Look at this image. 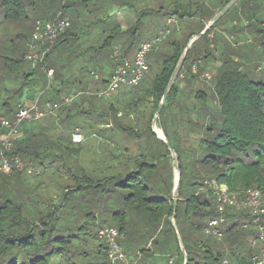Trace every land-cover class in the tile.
<instances>
[{
	"label": "rangeland",
	"instance_id": "1",
	"mask_svg": "<svg viewBox=\"0 0 264 264\" xmlns=\"http://www.w3.org/2000/svg\"><path fill=\"white\" fill-rule=\"evenodd\" d=\"M129 1L132 2L131 9L127 8L128 5L118 3L120 0H117L115 4L112 0H96L83 7L76 5L77 17L72 7L65 10L70 27L72 28L75 24L76 31L79 32L73 47L74 53L79 55L80 62L78 59L76 62L73 57L57 58L55 70L59 77L51 79L50 87L43 66L39 63L37 66L24 61L18 64V67L15 63H12L13 66L6 63L22 58L34 31L35 22L49 20L51 15L58 11L62 1L21 0L18 16L9 18L6 17L4 8L0 6V116L3 111L1 104L4 101H8L10 111L6 118L13 119L18 103L30 106L37 96H40V101H43L54 88L62 89L63 96H72L79 91V94H84L87 98L85 102L80 98H74L70 105L72 110L69 122L63 120L67 111L61 113L62 108H59L53 114L46 115L37 121L30 123L25 121L21 124L19 131L22 138L26 136L27 130L33 129L48 138L47 147L51 155H48L40 166L28 165L22 161L27 167H34L36 173L27 175L25 172H20L22 176L24 174L27 176L23 184L16 187L12 180L16 177V172H13L11 174L13 178L8 179L11 182H8L7 188L13 191L21 187L19 191L22 190L28 194L32 192L33 197L29 196L33 198V203H36L34 198L38 195L44 198L50 195L57 207L62 205L57 213L60 223L76 227L90 219L89 226L92 232L99 231V225L102 224L116 229L117 225L114 223L112 214L124 213L126 215L125 230L124 233H120L121 236L117 242L126 255L127 261L113 264H167L168 255L156 252L155 246H150L152 239L156 236L154 227L140 210L126 206L125 195H123L125 191L118 184L128 172L139 169L147 187L155 192L159 191L165 197H168L170 192L173 202L177 172L174 169L171 147H176L182 164V180L180 183L179 169L176 202L186 198L187 192L189 193L186 176L193 167L192 161L196 157L195 151L201 136L200 127L198 129L194 126L191 130L189 129L192 124L205 125L210 113L216 110L213 87L223 60L240 63L241 69L249 71L250 75L257 73L264 75V59H261L264 49L259 47V40H256L257 34H254L255 30H264V24L257 22V20L264 21V3L262 0L258 3L254 0H237L236 5L230 7L214 24L211 33L213 38H208L209 43L199 41L195 44L194 49L204 45L201 51L203 53L208 51L210 57L204 61L201 59L202 56L197 54L193 60L188 61L185 65L186 69L184 67L176 79L179 93L175 99L176 105L172 108L176 121L172 123L171 120L166 119L168 109L161 114V120L158 117L156 119L155 129L159 136H164L165 142H163L153 133L151 113L154 101L151 97H146L149 87L146 86L148 84L145 81L151 80L159 73L162 56L172 53V43L182 45L185 41L188 42L186 38L190 35L192 37L202 32L206 25L211 24L217 17L223 9L220 8L227 0ZM260 6L262 8L258 9L259 12L255 18L247 17L251 10H256ZM134 11L143 12V17L133 37L134 45L129 49V53L132 55L135 46L141 41H152L156 37L160 40L152 46L151 54L148 56L149 71L138 89L120 86L109 96H104L101 93L106 89L104 85L100 87L99 83L102 75L106 73L93 71L95 76L100 78L99 81L93 80L89 70H83L82 67L90 65L87 60L89 62V56L94 52L92 48L101 44L100 42L108 34L101 33L99 26L115 25L119 22L121 28H127L130 24L125 19H128L130 14L134 15ZM128 12L131 13L128 14ZM172 17L175 20L169 23L168 19ZM93 21L97 25L89 28L88 25L95 23ZM202 27L204 28L200 31ZM260 36L261 34H258V39ZM125 41L128 42L127 39L120 40L115 47L119 48V45H123L126 50L128 46ZM107 55L108 51H104L96 60L99 64L107 65L105 72L111 70ZM54 56L57 55L54 54ZM85 60L86 63H84ZM60 61L64 68L59 64ZM32 67H36L35 71L31 70ZM89 68L91 67L88 66L87 69ZM30 72L33 73L29 77L31 81L25 82L24 75ZM191 73L195 75L194 78H191ZM95 76L94 79H96ZM73 77L81 79L83 85L80 89L71 86ZM88 81L90 84H87ZM196 92L204 95V100L195 98ZM110 106L113 107L112 110ZM164 113L166 115L162 117ZM75 132H79L83 137L81 145L70 143L71 135ZM186 148L189 149L186 150ZM144 163L153 164L154 167L142 166ZM194 166L196 171L204 172L202 166L196 163ZM97 181L100 185L93 187ZM80 186L84 187L78 189ZM205 189H207L205 186L201 188V190ZM240 190L244 189L236 187L234 191H229ZM180 212L179 207L177 221L182 217ZM165 228L167 229L166 225ZM256 247L260 245L257 244ZM256 247L250 246V249ZM140 251L143 252L141 262L140 257L137 256ZM52 262L61 264L59 258H54ZM77 263H79L78 260Z\"/></svg>",
	"mask_w": 264,
	"mask_h": 264
},
{
	"label": "trees",
	"instance_id": "2",
	"mask_svg": "<svg viewBox=\"0 0 264 264\" xmlns=\"http://www.w3.org/2000/svg\"><path fill=\"white\" fill-rule=\"evenodd\" d=\"M61 1L58 11L52 14L49 20H53L54 18L66 19L65 10L69 7H72L71 9H73L74 15L77 17L78 9L76 5L83 7L96 0H68V4L67 0ZM112 1L114 4L117 3V0ZM229 1L227 0L220 9L227 5ZM254 1L259 2V0ZM118 3L128 5V9L132 7V2L129 0H120ZM262 3H264V0H262ZM20 4L21 0H0V6L4 8L7 18L18 16L21 8ZM249 8H252V6H249ZM261 8L262 6L256 10H261ZM256 10H251L247 14V17L251 19L255 18L259 12V10ZM134 12L136 17L135 24L125 30L118 23H115V25L99 26L101 33L107 32L108 34L100 42L101 44L92 48L94 52L89 56V62L87 60V63L90 65L81 66L83 70H89L88 72L92 75L93 80H100L98 77L94 79L95 74L93 71L106 73V76L102 75L99 83L100 85L104 84L105 88L117 63L127 59L129 49L134 45L132 40L143 17V12ZM257 22L258 24H264V21L260 22V20H257ZM96 25L95 22L93 25H88V27ZM213 27L214 25L192 43L176 79L180 76L183 68L185 67L186 69L185 65L188 64V61L193 60L197 54L201 55V59L204 61L209 59L210 53L208 51H204V53L201 51L204 45L199 49H194V46L199 41L209 43L208 38H213V35H211ZM76 28L75 24L71 28L69 21V27L58 32L52 44L46 43L41 46V49L48 48V51L40 65L45 69H53L52 78L59 77L55 70L58 62L57 58L73 57L76 62L79 58V55L74 53L73 47L74 41L79 36ZM254 34H257L256 40H259V47L264 49V30H255ZM258 34H261L260 39H258ZM190 37L191 35L186 40H189ZM123 39L128 40V42L125 41L128 46L126 50L123 45L119 48L115 47ZM185 43L182 45L172 43V53L162 56V65L159 73L151 80L145 81L148 84L146 86L149 87L146 97H151L154 101L151 118L157 110L163 92L186 46ZM115 48L119 49L118 61H114L112 58ZM104 51H108L107 56L111 64L109 72H105L107 65L99 64L96 61ZM53 52L57 55L56 57H53ZM25 55L26 52L20 60L8 62L6 65L13 66L12 63H15L18 67L21 62L26 61L30 63L25 59ZM148 56L147 61L149 62ZM262 58L264 59V50ZM84 63H86V60ZM59 64H61L62 68L65 67L61 61ZM37 66H39L38 63ZM88 66L91 68L87 69ZM35 69L36 67L31 68L32 71H35ZM248 72L242 70L238 62L230 63L228 60H223L222 65L219 67V76L213 87L216 110L210 113L205 125L192 124L189 129L191 130L194 126L195 128L200 127L201 136L198 148L195 151L196 157L192 161L193 167L190 169L189 175L186 176L189 193L187 192L186 198L178 200L176 204L173 220L174 226L170 222L173 214V202L170 192L168 193V197H165L159 191L155 192L153 189L147 187L139 169L128 172L118 184L125 191L123 195H125L126 206L140 210L154 227L153 231L156 236L152 239L150 246H155L156 252L168 255L167 264H184V254L179 247L178 237L185 249L186 264H251V258L254 255H260V247L250 249V241L257 239L260 234H264V215L259 217L258 224L263 227V230H259V226L252 223L253 217L247 211H238L227 207L224 212L225 222L218 226L222 237L218 239L216 235L204 231L207 228L208 221L218 217L219 213L216 208V197L213 190L204 185L206 179L207 181H214L217 185H225L231 191H234L236 187L244 190L257 189L264 197V75L262 73L250 75ZM32 74L30 72V74L26 73L24 75L25 82L31 81L29 77ZM194 77L195 75L191 73V78ZM176 79L159 113V120H161V114L164 110L168 109L166 119L171 120L172 123L176 121L173 117L174 113H172V108L176 105L175 99L179 93ZM71 82V86H76L79 89L83 85L81 79L77 77H73ZM140 84L133 90L138 89ZM48 86L50 87L51 84ZM62 92V89L54 88L49 93L50 97L47 95L43 101H40V104L46 101L60 102ZM75 94L77 95L76 98H80L81 101H87L86 96L79 94V91ZM203 96L198 94V92L195 94V98L204 100ZM70 105L60 107V109L62 108L60 110L61 113L67 111L63 120H67L68 122L71 116L70 111L72 110ZM1 106L3 108L2 117H8L10 113L8 101H4ZM112 109L113 107L110 106V110ZM165 115L164 113L162 117ZM42 136L43 134L38 133L34 129L27 130L26 136L23 138L21 136L15 141L12 154L18 155L28 165L40 166L42 161H45V158L51 155L47 147L48 138ZM70 143L73 144L71 140ZM171 148L177 154L178 168L181 171V183L182 164L180 156L175 149L176 147ZM195 163L202 166L204 172L200 173L196 171L194 168ZM142 166H146L147 168L154 167L153 164L147 163L142 164ZM15 174L16 177L14 178L12 175H0V182L3 183H0V264H54L52 262L54 258H59L61 264H109L106 244L98 237V230L92 232L90 229V219L76 227H69L67 224L60 223V220H58L60 217L57 213L62 205L57 207L50 195L46 198L38 195L34 198L36 199V203H33V198H30V196L33 197L32 192L28 194L25 191H19L21 187L13 191L7 188V185L11 182L8 179L13 178L15 186L19 187V185L23 184L25 176H27L25 174L22 176L20 172H16ZM91 182L93 184V181ZM99 185L97 181L93 187ZM203 186L207 189L201 190ZM83 187L80 186L78 189ZM67 192V189H65V193ZM180 203L182 204L181 206L179 205ZM179 207L181 208L180 213L182 217L177 221ZM112 216L114 223L117 225L116 229L120 233H124L126 215L115 212ZM102 227L103 224L99 225V230ZM137 256L140 257L141 262L143 252H138ZM77 260L79 263H77Z\"/></svg>",
	"mask_w": 264,
	"mask_h": 264
},
{
	"label": "built area",
	"instance_id": "3",
	"mask_svg": "<svg viewBox=\"0 0 264 264\" xmlns=\"http://www.w3.org/2000/svg\"><path fill=\"white\" fill-rule=\"evenodd\" d=\"M174 18H169L168 22H174ZM69 27L67 19H57L49 21H36L34 24V31L30 40L28 41L25 59L32 64H41L48 48L41 49L42 45L46 43L52 44L57 37V33ZM160 38H155L150 41H142L131 60L124 59L119 61L111 73L106 90L101 93L104 96H109L115 92L120 86L137 87L143 80L145 74L149 70L147 56L152 50L155 42ZM114 61L119 59V49L115 48L112 54ZM50 85L53 76V69L43 68ZM97 79V76H95ZM77 95L64 96L60 102H45L40 104V96H37L34 102L27 106L25 103H18L17 111L13 119H7L0 116V175H11L13 172H25L27 175H33L36 172L35 168L24 165L18 155L12 154L14 143L21 137L19 128L25 121L33 122L40 118L53 114L61 106H69ZM71 142L73 144H81L83 137L79 132L71 135ZM37 170V169H36ZM204 185L213 190L216 197V208L218 217L212 218L208 221L207 228L204 229L206 233H212L220 239L222 233L218 226L225 222V209L227 207L234 208L240 211H247L253 219V224L259 226V230L263 227L258 224L259 217L264 215V197L257 189L240 190L237 192H230L225 185H217L214 181H205ZM120 232L108 226H103L98 232V237L106 244L107 257L110 264L116 262L125 263L127 261L126 255L120 249L117 240L120 238ZM251 246L256 247L260 245V255H254L251 258V264H264V234H260L257 239H252Z\"/></svg>",
	"mask_w": 264,
	"mask_h": 264
},
{
	"label": "water",
	"instance_id": "4",
	"mask_svg": "<svg viewBox=\"0 0 264 264\" xmlns=\"http://www.w3.org/2000/svg\"><path fill=\"white\" fill-rule=\"evenodd\" d=\"M236 1H237V0H232L231 2H229V3H228V4H227V5H226V6H225L220 12H219V14L217 15V17L211 22V24L206 25L205 29H204L202 32H200V33L197 34V35L192 36V37L188 40V42H187V44H186V46H185V48H184V50H183V52H182V54H181V56H180V58H179V60H178V62H177V64H176V66H175V69H174V71H173V73H172V75H171V77H170V79H169V81H168V84H167V86H166V88H165V90H164V92H163V95H162L161 100H160V102H159V104H158L157 110H156V112H155V114H154V116H153V120H152V129H153V133L155 134L156 137L159 138V140L165 142V140H164V136L161 137V136H159L158 133L156 132V129H155L156 119H157V117H158V115H159V113H160V111H161V109H162V106H163V104H164V101H165V99H166V97H167V95H168V93H169V91H170V89H171V87H172V85H173V83H174V81H175V79H176L178 73L180 72V69H181V67H182V65H183V63H184V60H185V57H186V55H187L188 50L190 49L192 43H193L195 40H197L198 38H200L203 34H205L206 31H207L208 29H210V28L214 25V23H215V22H216V21H217V20H218V19H219L224 13H225L230 7H232V6L236 3ZM168 148H170V147L168 146ZM171 152H172V154H173V158H174V166H175L174 169H175V171L177 172V177H176V179H175L176 184H175V188H174V191H173V214H172V216H171V218H170V221H171V223H172V222H173L172 220H173V218H174V216H175V209H176V204H177L176 200H177V196H178L179 168H178V164H177V162H178V160H177V156H176L174 150L171 149ZM172 225H173V223H172ZM173 226H174V225H173ZM178 242H179V247H180L182 253L184 254V264H186V263H187V257H186V254H185V249H184V247H183V245H182V242H181V240H180L179 237H178Z\"/></svg>",
	"mask_w": 264,
	"mask_h": 264
},
{
	"label": "crops",
	"instance_id": "5",
	"mask_svg": "<svg viewBox=\"0 0 264 264\" xmlns=\"http://www.w3.org/2000/svg\"><path fill=\"white\" fill-rule=\"evenodd\" d=\"M130 13H131V12H128V14H130ZM134 13H135V12H134ZM134 17H135V14H134V15H133V14H130V16L128 17V19H125L126 22H128V23L130 24V26L128 25L127 28H129V27H131L132 25L135 24L136 17H135V18H134ZM133 18H134V22H133ZM131 22H133V23H131ZM118 24L120 25L119 22H118ZM127 28H123V27H122L123 30H125V29H127ZM141 42H142V41H141ZM141 42H140V43H141ZM140 43H139V44H140ZM139 44H137V45L135 46V49L133 50L132 55L128 52V55H127V57H126L127 59H128L129 57H131V58L133 57V55H134V53H135V51H136V49H137V47H138ZM119 47H121V45H119ZM108 75H109V74H108ZM87 84H90V81H88ZM103 85H104V84H103ZM99 86L101 87L100 84H99ZM134 88H136V87H134ZM60 97L62 98V97H64V96L61 94ZM46 102H48V101H46ZM160 131L162 132V130H160ZM162 134H163V133H162Z\"/></svg>",
	"mask_w": 264,
	"mask_h": 264
},
{
	"label": "flooded vegetation",
	"instance_id": "6",
	"mask_svg": "<svg viewBox=\"0 0 264 264\" xmlns=\"http://www.w3.org/2000/svg\"><path fill=\"white\" fill-rule=\"evenodd\" d=\"M229 2H230V1H229ZM229 2H228V3H229ZM228 3H227V4H228ZM223 8H224V7H223Z\"/></svg>",
	"mask_w": 264,
	"mask_h": 264
},
{
	"label": "bare ground",
	"instance_id": "7",
	"mask_svg": "<svg viewBox=\"0 0 264 264\" xmlns=\"http://www.w3.org/2000/svg\"><path fill=\"white\" fill-rule=\"evenodd\" d=\"M162 137H163V135H162Z\"/></svg>",
	"mask_w": 264,
	"mask_h": 264
}]
</instances>
